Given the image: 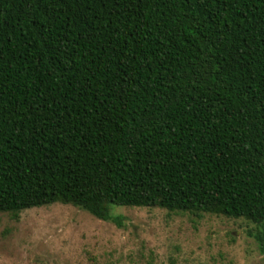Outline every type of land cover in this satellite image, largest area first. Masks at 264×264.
<instances>
[{
	"label": "trees",
	"instance_id": "obj_1",
	"mask_svg": "<svg viewBox=\"0 0 264 264\" xmlns=\"http://www.w3.org/2000/svg\"><path fill=\"white\" fill-rule=\"evenodd\" d=\"M245 218L264 253V0H0V212Z\"/></svg>",
	"mask_w": 264,
	"mask_h": 264
},
{
	"label": "rangeland",
	"instance_id": "obj_2",
	"mask_svg": "<svg viewBox=\"0 0 264 264\" xmlns=\"http://www.w3.org/2000/svg\"><path fill=\"white\" fill-rule=\"evenodd\" d=\"M122 224L70 204L0 212V264H264L245 218L112 207Z\"/></svg>",
	"mask_w": 264,
	"mask_h": 264
}]
</instances>
